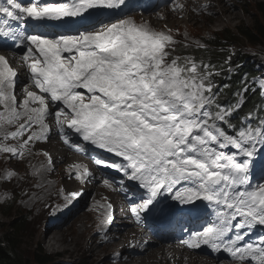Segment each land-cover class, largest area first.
I'll return each mask as SVG.
<instances>
[{
    "label": "snow or ice",
    "instance_id": "obj_1",
    "mask_svg": "<svg viewBox=\"0 0 264 264\" xmlns=\"http://www.w3.org/2000/svg\"><path fill=\"white\" fill-rule=\"evenodd\" d=\"M126 4L67 0L24 6L20 0H0V46L11 42L23 49L20 59L37 90L25 86L24 99L17 101V72L0 55V121L25 119L17 131H4L3 139H16L36 124L40 131L28 140H46L50 129L45 121L53 116L60 129L66 125L83 142L121 158H97L95 163L135 182L140 202L131 208L133 214L171 224L178 214L191 211L177 205L207 202L217 221L195 233L187 246L225 251L239 264H264V237L257 244L246 241L252 229L264 226V184L251 182L257 171L264 173V118L257 117L253 127L249 114L237 129L231 117L242 105L218 103L210 66L188 58L181 63L168 50L175 44L170 34L131 17L100 22L99 31L75 36L47 38L27 30L29 20L60 21ZM28 140L19 149L0 145V152L23 155ZM13 175L8 172L5 178Z\"/></svg>",
    "mask_w": 264,
    "mask_h": 264
},
{
    "label": "rangeland",
    "instance_id": "obj_2",
    "mask_svg": "<svg viewBox=\"0 0 264 264\" xmlns=\"http://www.w3.org/2000/svg\"><path fill=\"white\" fill-rule=\"evenodd\" d=\"M27 1L28 3H44L47 0ZM203 2H211L210 11L207 10L206 4H204ZM261 4L264 5V0H201L199 4L201 10L199 9V7H194L191 9L190 13H185V15L183 16L182 14L175 15L169 12H165L161 13L162 15L160 14L158 16H155L152 13L149 17L147 16L146 18H142L143 16H136L133 17V19H135L137 23H146L148 25L150 24L149 26L155 31H164L165 33L170 34L180 30V33H177V35L183 41H188L189 43H194L196 45H204L213 36V34L220 33L225 29L236 30L237 27L242 25L252 27L255 23L258 22L263 24L264 14L261 10H258V6ZM202 5L204 6V10H202L201 8ZM206 12L208 13L206 14ZM169 14L173 15L172 19L174 20L171 21L169 19ZM234 15H236L237 17L232 18L231 20L230 16ZM165 16H167V19L165 18ZM232 42L234 43L235 41ZM236 42L237 44L232 45L234 47L232 49H235L237 51L238 49H240V51L244 52V56H248L250 58L251 62H256V71L259 73V75L257 78L254 79L255 83L253 86L259 90H263L264 92V45L251 46V48L242 49L239 46L241 43L239 41ZM259 59L262 60L263 65L261 64ZM22 82L24 86H27L30 83L25 81ZM2 124H4L3 121L1 122V125ZM52 131L53 130L50 129L49 133H51ZM47 139H49L51 142H55V145L58 150H62V147L57 141H55V138L50 137L47 134ZM48 146L49 145H47L46 148L43 146V148H45L46 150L45 153H47L48 155L47 158L41 156V146L36 147L39 152H34L33 150H31L32 153H27L26 156L11 155L10 162L7 160L10 156L2 155L0 152V225L7 227H10L17 223H21L23 225V232L20 235L19 242L22 245V250L32 259H34L38 254L37 251L42 249L55 261L65 264H106L105 262L107 260H109L110 264H117L119 262H122V257L115 258V255H113L111 251H109L106 256L102 255L100 259L91 261L90 259H88L84 249L78 251V248L74 246L73 248L75 252H73L72 250H68L66 252L59 251L58 253L53 254L48 249L47 245L44 244V238L51 236L52 233L64 230L73 221H75L77 217L84 214L86 212H84V210L87 209V203L89 204L92 199V195H88L86 191L79 200L76 199V195H72L73 197H70L72 203H70L68 200L62 199L63 196H70L69 191L67 189L70 187L71 184L67 181V178L71 173L76 172L77 169L71 170L67 176L66 172L70 169L69 166L67 167L64 173L62 172V168V173L59 172L60 167H54L53 172L51 169L47 170V166L44 167V169L48 171L49 175H54L56 173L57 176H65L66 179H64L63 184L67 186V189L64 186H60L59 189L56 188V185L51 183V178L53 179V177H50L49 175H47V173L46 175L49 176L47 183H45L43 180H41L40 177L36 175L35 168L37 166H43L42 157L44 158L45 162H47L46 160L49 161V158L52 161V158L50 157L51 151H49ZM16 157L18 159H13ZM84 162L86 163V159H84ZM8 172H12L14 174L11 179L5 178ZM89 178L91 181L94 180L92 176ZM253 178L254 175L252 176V180ZM58 180L59 179H56V181ZM100 183L104 184V179L103 181L101 180ZM50 185H54L53 189L56 195H58L56 198H58L61 202V205L55 209L49 208L54 198V196L49 194L48 191ZM89 186L90 185L88 183L83 187ZM87 189L90 190L89 188ZM104 189L102 190L105 192V195L108 198L115 197L121 201L127 200V198H125L121 194L122 190L121 192H119L118 188L111 185V183H106ZM123 190H125L124 187ZM73 193L78 194L79 192L75 189ZM30 198L32 200H29ZM73 202L75 204L77 203V205H75ZM30 203H32V206L30 205ZM94 216L95 215L90 217L89 223L82 229L88 231L86 234L87 238H89V231L91 229H94L96 231L95 237H97L95 247H101L104 245V243H109V238L107 237H109L110 232L100 237V225L99 227H97L96 225L98 223V218L101 216L100 211L96 212V216ZM211 218L212 216L209 215L206 220L202 221L203 223H205L206 227L208 225L209 219L211 220ZM185 229L186 228H184L183 230ZM3 234V230L0 229V236L3 237ZM76 234L80 236L82 235V232L78 229L76 230ZM69 240V242H67L71 243L73 241V237ZM119 245V243H116L115 245L114 250L116 252L124 250V246ZM160 245L161 244H158L154 247H158ZM127 251H130L133 256L144 254V252H138V249L135 244L129 245Z\"/></svg>",
    "mask_w": 264,
    "mask_h": 264
},
{
    "label": "bare ground",
    "instance_id": "obj_3",
    "mask_svg": "<svg viewBox=\"0 0 264 264\" xmlns=\"http://www.w3.org/2000/svg\"><path fill=\"white\" fill-rule=\"evenodd\" d=\"M165 11L167 12V9ZM172 16H173L172 14H169V19L171 21L174 20L172 19ZM230 17L232 20V18H236L237 16L234 15ZM165 18L167 19V16H165ZM226 23H227V20H226ZM4 55L10 58L11 59L10 63L13 65L15 69L19 70L20 80L29 82L28 78H26L27 73L23 69L24 65L21 63L18 64V61H17L18 57H16V55H14L13 52H5ZM19 83L20 82H17V86ZM27 87H28V90L33 89L31 86H27ZM24 88L25 87L19 86L16 89L15 95H16V99L19 101H22L24 99V96H25ZM18 110L23 111L22 108H18ZM22 123H24V121L18 122V124H22ZM0 125H1V121H0ZM55 130L58 134V129L56 128V126H55ZM4 131H7L10 133V132L16 131V129L11 128L10 126L6 124H2V127H0V145L15 146L19 149V146L23 144L24 141L28 140L29 138V134L25 133L22 136L17 137L16 139L9 138L8 140H4L3 139ZM38 142L37 140H28V144L23 149V155L26 156L27 153H32L31 150H33L34 152H39V150L36 147L41 146L42 150H40V154L41 156L44 157L43 153L46 151L45 148L47 145H49L48 149L49 151H51V157L54 159V165H50L46 163L44 161V158L42 157L43 166H37L35 168L36 175L40 177L41 180H43L45 183L48 182V177L50 176V177H53V179L51 178V183L56 185V188L59 189L60 186H64L67 189V186L63 184V181L64 179H66V177L57 176L56 173L54 175H49L48 171L44 169V167L46 166L50 167L52 172H53L54 167H60L59 172L64 173L68 166L71 169L72 167L81 165V168L84 169V171L89 172L91 176H95L94 182L89 180L87 176H85V174H84V179L82 180H78L76 178L75 179L67 178V181L71 184L70 187L67 189L69 191L70 196H67V197L63 196L62 199L68 200L70 203H72V200L70 199V197H73L72 193L75 189L78 190L79 192L75 196L77 200H79L83 196L85 191L87 192L88 195L89 194L92 195V199L89 204L87 203V209L84 210V212L86 211L84 214L77 217V219H75V221H73L64 230L52 233L51 236L44 238L45 239L43 240L44 244L47 245L48 249L53 254L58 253L59 251L66 252L68 250H72L73 252H75L73 248L75 246L76 248H78V251L84 249L85 253L87 254L88 259H90L91 261L98 260L101 258L102 255L106 256L107 253L111 251L113 255H115V258L122 257L123 261L117 264H183V263L185 264H239L238 261L231 258L229 253L225 251H215L210 246L207 248H201L199 250H196L194 248H189L185 240L182 239L177 234H174L172 236H159L155 231L151 230L149 227L147 228L144 227L143 220L140 218V214L139 216H137L136 214H133L131 211V208L133 206L131 207L127 201H121L115 197L114 198L106 197L105 192L102 190L104 189L103 186H106V182H104V184L100 183V179L97 175L99 171L96 168V166L91 164L89 161H86L85 163L83 157H77V156H74V154L72 153H67L62 147L63 144H61L62 150L60 148H59L60 150H58V148L55 145L56 144L55 142H51L50 140L44 141L43 139L39 140ZM43 146L45 148H43ZM1 154L5 156H10V157L12 155L11 153H3V152H1ZM61 168H62V172H61ZM46 173L49 176H47ZM56 179H59V180L56 181ZM88 183L90 185L89 187H83L84 185ZM97 183L100 184L98 185V187L97 185H94ZM54 185H50L49 190H48L49 194L54 196L52 204L49 206V208L51 209L52 208L55 209L61 205L60 200L56 198L58 195H56L53 189ZM87 188H89L90 190H88ZM29 200H32V199L30 198ZM31 204L32 203H30V205ZM75 205H77V203ZM99 211L101 214V216L98 218V221H97L99 224L94 223L97 225V227H99L100 225L99 233L101 236L100 235L99 236L102 237L106 235V233L108 232H110V235L108 234L109 237H107L109 238V241H108L109 243H104V245L101 247H97V246L95 247V243L97 240V237H95L96 231L94 229H91L88 233L89 238H87L86 234L88 231H85V229H82V228L85 227L89 223L90 217L93 215L96 216V212H99ZM76 228H78L82 232V235L78 236L76 234V230H78ZM258 229H260V232L257 233V238L252 239L253 237L247 236L246 237L247 242L253 243V244L259 243L260 236L264 235V227H258ZM72 237H73V241L71 243H68L70 241L69 239ZM116 243H119L121 246H124V250L120 252L118 251L116 252L114 250ZM154 243H157V244H154ZM131 244H135V246L138 249V252H144V254L142 253L143 255L133 256L130 251H127L128 246ZM158 244H161V245L158 247H154ZM200 247H202V245ZM105 263L110 264L109 260H107Z\"/></svg>",
    "mask_w": 264,
    "mask_h": 264
},
{
    "label": "trees",
    "instance_id": "obj_4",
    "mask_svg": "<svg viewBox=\"0 0 264 264\" xmlns=\"http://www.w3.org/2000/svg\"><path fill=\"white\" fill-rule=\"evenodd\" d=\"M258 10L264 14V5H259ZM213 39L208 41L209 49L192 50L195 56L203 60H212L215 64L209 71L213 72L217 77V83L214 91L218 92V103L221 105H235L239 100L243 101V107L240 113H236L234 121L240 120V114H247L255 108L254 113H260L264 109V96L262 91L253 86L250 87V79L258 75L256 71V62H251L248 56H244V52L240 49L233 51L232 45L239 41L240 48L246 49L251 46L264 45V23H255L252 27L242 25L236 30L225 29L220 33L213 34ZM232 41H235L234 43ZM237 46V45H234ZM182 52H189V47L181 46ZM233 54V55H232ZM231 60L232 65L240 66L224 77L222 73L228 68L224 61ZM261 63L262 61L259 60ZM247 87L245 92L243 89ZM215 111V106H213ZM3 230V237L0 236V264H65L52 259L45 251L38 250V254L34 259L30 258L23 250L19 242L23 225L17 223L10 227L0 225Z\"/></svg>",
    "mask_w": 264,
    "mask_h": 264
}]
</instances>
